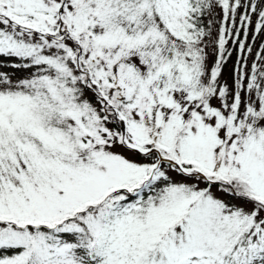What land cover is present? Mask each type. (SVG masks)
Masks as SVG:
<instances>
[{"label": "snow or ice", "instance_id": "6c2138e0", "mask_svg": "<svg viewBox=\"0 0 264 264\" xmlns=\"http://www.w3.org/2000/svg\"><path fill=\"white\" fill-rule=\"evenodd\" d=\"M0 264H264V0H0Z\"/></svg>", "mask_w": 264, "mask_h": 264}]
</instances>
